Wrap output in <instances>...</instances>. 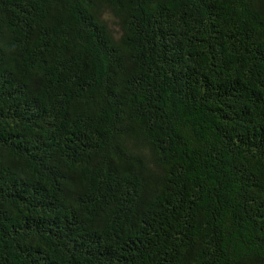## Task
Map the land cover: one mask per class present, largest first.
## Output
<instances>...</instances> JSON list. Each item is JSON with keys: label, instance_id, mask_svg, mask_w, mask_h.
Segmentation results:
<instances>
[{"label": "trees", "instance_id": "obj_1", "mask_svg": "<svg viewBox=\"0 0 264 264\" xmlns=\"http://www.w3.org/2000/svg\"><path fill=\"white\" fill-rule=\"evenodd\" d=\"M0 264H264V0H0Z\"/></svg>", "mask_w": 264, "mask_h": 264}]
</instances>
